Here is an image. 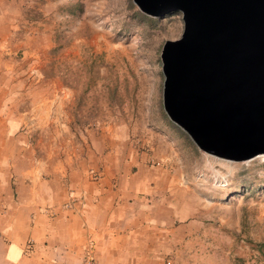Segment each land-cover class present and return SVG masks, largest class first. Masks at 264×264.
<instances>
[{
	"label": "crops",
	"instance_id": "0c3cea01",
	"mask_svg": "<svg viewBox=\"0 0 264 264\" xmlns=\"http://www.w3.org/2000/svg\"><path fill=\"white\" fill-rule=\"evenodd\" d=\"M21 14L0 0V264H176L201 236L173 137L149 135V155L121 124L75 121L73 90Z\"/></svg>",
	"mask_w": 264,
	"mask_h": 264
},
{
	"label": "rangeland",
	"instance_id": "374dc122",
	"mask_svg": "<svg viewBox=\"0 0 264 264\" xmlns=\"http://www.w3.org/2000/svg\"><path fill=\"white\" fill-rule=\"evenodd\" d=\"M16 1L20 32L47 46V71L73 82L63 83L74 92L75 121L121 124L129 143L149 155V135L173 137L175 177L191 188L187 214L201 236L176 264H264L257 250L262 244L264 251V155L229 161L206 154L163 110L160 54L165 40L180 37L181 13L151 17L132 0Z\"/></svg>",
	"mask_w": 264,
	"mask_h": 264
},
{
	"label": "water",
	"instance_id": "95a60500",
	"mask_svg": "<svg viewBox=\"0 0 264 264\" xmlns=\"http://www.w3.org/2000/svg\"><path fill=\"white\" fill-rule=\"evenodd\" d=\"M132 1L151 17L181 13L160 54L168 119L211 156L264 155V0Z\"/></svg>",
	"mask_w": 264,
	"mask_h": 264
},
{
	"label": "trees",
	"instance_id": "16d2710c",
	"mask_svg": "<svg viewBox=\"0 0 264 264\" xmlns=\"http://www.w3.org/2000/svg\"><path fill=\"white\" fill-rule=\"evenodd\" d=\"M54 63H55V62H54ZM52 65H53V62H52ZM49 73L52 74V75L59 76V77L62 79V81H63L66 85H68L67 83H69V84L73 83L72 81H69V79L65 76V74H64L62 71H59L58 69H56V70H51ZM64 77H66L67 80H66ZM91 78H93V77L91 76ZM87 85H88V84H86L85 88L87 87ZM114 91H115V90H112V91H111V95H112V93H113ZM112 97H114V96H110L111 99H112ZM263 246H264V244H263ZM257 250L259 251V254L261 253V254L264 255V251H263V249H262V244L259 245V246L257 247ZM238 262H239V264H242L243 260L238 259ZM237 264H238V263H237Z\"/></svg>",
	"mask_w": 264,
	"mask_h": 264
},
{
	"label": "built area",
	"instance_id": "2783aa9c",
	"mask_svg": "<svg viewBox=\"0 0 264 264\" xmlns=\"http://www.w3.org/2000/svg\"><path fill=\"white\" fill-rule=\"evenodd\" d=\"M95 176H99L98 174H96ZM32 241H29L28 243H27V245H26V250L28 251V252H30L31 251V249H32ZM85 264H87V262H85Z\"/></svg>",
	"mask_w": 264,
	"mask_h": 264
}]
</instances>
